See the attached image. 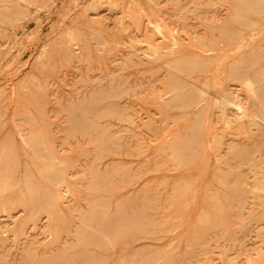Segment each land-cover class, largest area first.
I'll return each instance as SVG.
<instances>
[{"label":"rangeland","instance_id":"rangeland-1","mask_svg":"<svg viewBox=\"0 0 264 264\" xmlns=\"http://www.w3.org/2000/svg\"><path fill=\"white\" fill-rule=\"evenodd\" d=\"M10 2L13 15H0V170L11 166L13 179L0 186V264H264V57L240 66L258 97L230 60L174 61L205 56L196 38L228 23L231 4ZM157 23L175 29L177 53ZM230 96L255 121L232 106L223 114L215 100ZM50 179L63 194L54 212L43 207L53 209Z\"/></svg>","mask_w":264,"mask_h":264},{"label":"bare ground","instance_id":"bare-ground-1","mask_svg":"<svg viewBox=\"0 0 264 264\" xmlns=\"http://www.w3.org/2000/svg\"><path fill=\"white\" fill-rule=\"evenodd\" d=\"M0 1L3 2V8H2V11L0 12V15L3 16V17L12 16L13 12L15 11L14 4H12L10 2V0H0ZM116 1L117 0H115V2ZM225 1H227V2H229L231 4V6H230L231 20L228 21V23H226L225 25L216 26L215 28L218 29L217 30L218 32L216 31L217 33L214 30H211L209 33H206L205 36H203L201 38H196V41L201 45V47H204L203 54H204L205 51L207 52V54L205 56H200V57L195 58V59H191V56H187V55H177L174 61L178 65H181V64L183 65V63H186L188 66L191 67V64L206 65V63H208L212 59H219L217 61V63L215 62V65L218 64V62H219L218 65H220V63H222V62L226 63L227 60L228 61L230 60V67H231L230 73H231V75L234 76V77L240 78L241 81L244 83L246 89L250 93H252L253 95L258 97L259 96V86L257 85L256 81L254 79H252L251 76L247 75L248 73L240 72V68H241L240 66H241V64H244V63H247V62H256L257 60H259V59L264 57V37H263L262 34H260V31H262L260 27L262 26V23H263L262 21L264 20V0H225ZM133 19H135V18H133ZM136 20H137V18L135 19V21ZM163 23H165V22H163ZM163 25L157 23L154 26H155L156 30L158 32H160L162 34V36L168 40L166 43H169V46H171V49L170 50L167 49V50L170 53H177L179 51V49H176V47L178 45H180V43H181L180 38L175 34L176 32H173L175 29L173 31H167V33H165L164 32L165 31L164 30L165 27ZM263 27L264 26H262V28ZM160 33H158V34H160ZM67 37L69 38V36H67ZM71 38H73V37L71 36ZM71 38H69V39H71ZM71 41H70V44H71ZM192 43H193V41H192ZM164 45H165V43L162 44L163 47H164ZM192 45H188L189 47L188 46L187 47L192 49L191 48ZM150 47L154 50L155 53H159L160 50H161L159 48L160 45L158 47V45H156V44H150ZM194 48H195V46H193V49ZM218 65H217L216 68H219ZM225 68H226V66H225ZM204 74H207V73L205 72ZM212 74H214V73L212 72ZM216 74L218 75V73H216ZM216 74H214V75H216ZM242 75H243V77H242ZM244 75H246V76H244ZM217 77L218 76H216V78ZM212 78H213V76H212ZM214 79H212V81ZM214 81H216V79ZM214 81H213V83H215ZM171 87H172L173 90H177L179 87H181V84H180V82H177V81L174 80L172 85H171ZM202 96H203V92L200 91V93L198 94V97L201 98ZM163 97H165V96H163ZM172 99H175L176 103H178L179 105H185V106L186 105H190L191 101H192L191 100L192 99L191 95H189L187 93L179 94L178 92H176V93H174L172 95ZM259 100H261V99H259ZM206 102H207V100H206ZM215 102L217 103V105H219L220 111L223 114H225L227 107L232 106L238 111L240 117L249 116V117H252V121H255L254 118L257 116V114H255V112L254 113L250 112L247 107H244L242 105V103L240 102V99H234V98H231V96H230V97L227 98V100H225V99L224 100H220V101L215 100ZM199 105H200V103H199ZM209 108L211 109V106ZM237 121H239V120H237ZM78 124L80 125V123H78ZM28 131H30V130H28ZM204 146H206V145H204ZM251 152H253V151H251ZM7 155L8 154L6 152H4L3 156L5 157ZM37 166L35 165V167H37ZM37 169H39V168H37ZM52 170H54V166L52 164H46L44 166V168H43V172H45V173L50 172ZM250 171H252V170H250ZM12 172L13 171H12V167L11 166H7L4 170H0V186L1 187H6V186L9 185L10 181L13 179V173ZM30 174L32 176L33 173L30 172ZM243 178H244V176H243ZM59 182H60V180H58V179H52V180L50 179V182L48 183V198H49V201H50L49 204H51L53 206V209L52 210L48 209V207L46 205H44L43 207H44V209H47L50 212H54V208L59 206V202L61 201L60 199H61V197L63 195L58 189H55V186ZM25 184H26L27 190L29 192L30 198L33 200L34 199V194H35V191H36L35 190V186H34L32 181L28 177L25 179ZM229 198H230V196H229ZM65 215H67V214H65ZM203 220H204V218H203Z\"/></svg>","mask_w":264,"mask_h":264}]
</instances>
